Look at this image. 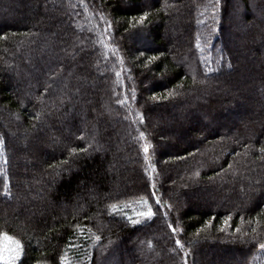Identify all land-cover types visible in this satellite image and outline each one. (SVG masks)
Segmentation results:
<instances>
[{
    "label": "trees",
    "instance_id": "1",
    "mask_svg": "<svg viewBox=\"0 0 264 264\" xmlns=\"http://www.w3.org/2000/svg\"><path fill=\"white\" fill-rule=\"evenodd\" d=\"M230 1L0 0V206L14 200L22 178L15 174L16 139L40 156L32 169L69 166L45 184L49 204L80 200L70 213L27 225L21 210L0 214V242L21 245L16 264H207L208 249L224 252V262L262 264L264 200L248 209L210 202L234 196L242 165L263 159L264 123L252 127L250 148L235 139L241 129L223 146L191 140L199 129L221 137L224 89L235 91L233 103L242 99L235 90L240 69L264 87V0H235L236 8ZM55 8L63 16L53 17ZM167 28L168 39L182 46L176 56L165 43ZM253 45L250 57L244 51ZM93 56L107 72L85 67ZM255 98L264 110L263 97ZM97 111L113 129L97 127ZM153 114L172 129L157 132ZM186 117L198 127H182ZM53 128L60 137L42 154ZM163 134L177 142L161 145ZM128 143L131 156L117 148ZM120 164L131 179L118 177ZM34 174L36 199L44 182ZM168 183L176 184L174 192ZM194 195L207 200L201 205ZM149 208L151 218L138 215ZM128 248L136 252L131 258Z\"/></svg>",
    "mask_w": 264,
    "mask_h": 264
},
{
    "label": "rangeland",
    "instance_id": "2",
    "mask_svg": "<svg viewBox=\"0 0 264 264\" xmlns=\"http://www.w3.org/2000/svg\"><path fill=\"white\" fill-rule=\"evenodd\" d=\"M46 1L50 4L54 2V0H46ZM153 1L155 0H146L148 4ZM164 1L166 0H163V2ZM230 3L233 4L234 8H236L235 0H231ZM42 7H45V5L42 4ZM50 14L53 17L63 16L62 10H59L56 8L54 9V11L50 12ZM250 14L253 15V13H250ZM240 21H242V19H240ZM252 28L253 27L250 28V31L252 30ZM248 30H247V33L249 32ZM168 33H169V28H167L165 43L167 47L171 48L172 54H175L176 56L181 53L182 46L179 44V42L177 43L174 40V36L172 37V39L171 38L168 39ZM255 35H256V31L253 32L252 38ZM253 49H255L254 45L244 52L245 53L247 52L249 56L251 57L253 53L252 52ZM243 58L246 59V56ZM100 59H101L100 57L99 58L94 57L92 60L93 62L91 61L89 64L85 63V67L89 66L90 67L89 69L93 75L98 74L99 71L103 73L107 72V69L102 67V63ZM253 64H255V62H253ZM235 67L237 66L235 65ZM241 72H242V69L239 70V73H238L239 77L237 78L238 86L235 90L240 91V97L242 99L238 101L236 100L235 101L236 103H233L231 98L233 95H234L233 97H235V91H231L232 88L224 89L226 90L225 92L227 94L225 93L226 96L223 97V100L221 102L222 104H224L225 107L223 106L222 108V112H223L222 119L219 121V124H218V126H221L222 128L221 133H220L221 137L220 138L212 137L213 135L212 131H209L206 129H199L195 131L194 135H192L191 140L193 141L200 140L202 142H212L211 145L216 146V147L223 146L226 139L227 140L230 138L231 140L234 139L235 138L234 135L237 136L238 134L237 130L241 129L240 131L243 135L239 137L237 136V138L235 139H237L238 141H240V139L247 140V143L249 144L248 148H250L252 141H253L252 138L254 136V133L251 130L252 127L256 129V127L264 123V110H262V108L260 107L262 103L257 104L255 100L256 95L259 97V99L260 97H263L264 99V94H263L264 87L259 86L257 81H256L257 83L254 82V85H252V83L247 81L248 76L245 75L244 73L243 75L240 74ZM92 74L90 73L88 77L90 78L91 76H93ZM108 91H110V89H108ZM117 117L118 119L121 120V122L122 121L124 122V120L127 119L126 118L127 116H123L121 113H118ZM91 119H93L92 121L97 124L98 128L100 126H103L104 128H106L107 131L108 130L110 131L111 129L114 128L113 124L108 125L107 123L102 121V116H100V111L99 112L97 111L95 114V118L91 117ZM150 119L152 121L153 126L156 128L157 132H159L160 130L168 132L170 129H172V125H173L172 122L168 123V121H165L157 117L156 114H153L152 117L150 116ZM209 121L210 119L206 121V123H209ZM196 124H197L196 121L190 120V117H186L181 123L182 127L186 128L187 130L193 127H198ZM125 125L126 124H124L123 128L121 129L125 133H127L131 126H128V125L125 126ZM189 125H190V128H189ZM81 127L82 125H80V128ZM53 129L52 131L47 132V134H44V137L42 140L43 143H41V146H39V149L43 151L42 154H44V152L46 151L50 153L53 150V148H55V145H53L54 146L53 147L52 144H50L52 143L51 141L52 140L57 141L58 138L60 137L59 134L61 133L57 132L55 128ZM207 135L209 137H207ZM156 139L161 140L160 137ZM162 139H163L162 141H159L161 145L166 140L177 142L176 138L175 140L174 138L166 134L162 135ZM14 145L16 146V148H18L21 151V152L19 151L18 153L22 154L21 156H19L17 152L13 154L14 163L19 170V173H17L16 171L15 174H19V176H21L22 178L19 180V183L16 185L14 189V200L11 202H8L9 204L4 203L3 205L0 206V214H2V216H5V217L13 216L14 217L15 215H17L16 213H18V211L21 210L22 219L24 223L27 225V224H31V221H32L31 219L33 218H43L44 216H46L47 218L50 219L53 216H56V214L57 215L60 213L62 214L64 211L66 213H70L72 208H74L76 205L77 206L80 205L79 204L80 200L74 199V200H71L69 203H65L64 201H62L52 206L51 203L49 204V201L47 200L46 195H45L47 194V189L45 188L46 186L45 184L47 183L52 184L53 182H55L59 174L66 173V171L68 170L67 168L69 166H66V168H58L55 170L50 169L47 171L41 168H39L38 170L32 169L30 167V164H32L33 162L39 161L38 157L40 156H38L37 154H34V152L30 148L28 141L23 142L21 139H16L14 140ZM118 146L119 147L117 148H119L120 150H126L130 156L133 154L135 150V147H133V144H130V143L125 144V145L118 144ZM114 147L116 146L114 145ZM218 160H221V158H219ZM247 163L243 164L244 166L242 165L241 167L242 172H239V174H242L244 176V180H242L241 182L240 181L237 182L236 186H237L238 191L236 192V194H234V196H232L231 193H226V195L223 194L219 198L221 201L216 202L214 200H211L210 204L213 203L211 205L217 207L222 204V205H227L231 207H237L240 209H248L252 207L253 205H255L259 200H264V156H263V159L258 163L256 162L252 163L250 161L248 164ZM123 165L124 164L122 165L120 164V166L118 167L119 168V172L117 174L118 177L120 179H123L124 177L128 176L131 179L130 176H132V174L127 171L128 169H126L127 173H125L124 167H127V166L126 165L123 166ZM114 171H116V169L111 171V174H113ZM33 172L35 173L34 177L37 182L42 181V184L44 182L43 193L40 194L36 199L30 195V187H29L30 182H31L30 173L32 175ZM140 173L142 175L141 171ZM158 176L161 178V175H158ZM156 178H157V173H156ZM132 179L134 178L132 177ZM129 184L130 182L126 183V186L128 187ZM168 185L170 186L172 192L176 190V184L174 185L172 183H168ZM127 190L129 191V189ZM85 196L87 199H92L94 197L93 191L92 192L87 191ZM193 198L195 201L199 202V204L201 205L204 201L207 200L203 196H199V195H196V196L194 195ZM31 199H33V202L30 203ZM181 208L183 209L184 207H181ZM21 221H20V224H21L20 226H22ZM129 243H130V240H129ZM141 243L139 245H141ZM14 250H15V244L11 240L4 239L3 241L0 242V256L8 257L9 255L13 254ZM209 250L210 249H208L207 251V256H208L207 261H209L207 264H234L230 262H224L222 261L221 258H219L225 255L224 252L216 253L215 251L210 252ZM260 251H261L260 260L262 264H264V248H261ZM123 252L127 253L128 256H130V258L133 257L134 254H136L135 250L134 249L130 250V248H128L126 251H123ZM257 256L259 258V255ZM0 263H4V260H0ZM194 264H204V263H201V262L199 263V262L194 261Z\"/></svg>",
    "mask_w": 264,
    "mask_h": 264
},
{
    "label": "snow or ice",
    "instance_id": "3",
    "mask_svg": "<svg viewBox=\"0 0 264 264\" xmlns=\"http://www.w3.org/2000/svg\"><path fill=\"white\" fill-rule=\"evenodd\" d=\"M145 151H147V149H145ZM138 215L151 218L153 213H152L151 208H149L147 212H141ZM136 222L137 221H133V223H136ZM14 243H15V250L13 254L9 255L8 257L0 256V260H4V264H16V261L20 259L21 245L19 244V242H14ZM177 245L180 246L179 241H177ZM260 247L264 248V244H261Z\"/></svg>",
    "mask_w": 264,
    "mask_h": 264
}]
</instances>
